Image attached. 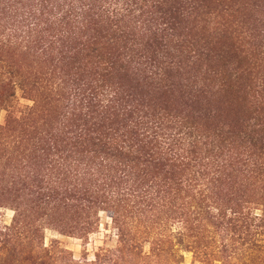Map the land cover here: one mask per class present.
<instances>
[{
	"label": "rangeland",
	"instance_id": "obj_1",
	"mask_svg": "<svg viewBox=\"0 0 264 264\" xmlns=\"http://www.w3.org/2000/svg\"><path fill=\"white\" fill-rule=\"evenodd\" d=\"M66 1L0 0V264H264L260 175L245 170L231 186L181 190L173 171L145 157L152 163L125 185L119 171L108 174L112 162L99 147L85 152L78 142L86 137L74 140L72 131L89 128L78 100L102 86L117 99L104 110L122 115L98 136L114 134L123 107L135 108L124 115L154 118L181 142L207 136V150L220 133L221 151L240 158L260 126L242 100L264 95V0L137 5L119 25L125 37L57 24ZM161 16V34L142 33L146 19ZM108 60L115 71L101 77ZM240 61L248 80L236 78ZM238 132L241 142L231 135Z\"/></svg>",
	"mask_w": 264,
	"mask_h": 264
},
{
	"label": "trees",
	"instance_id": "obj_2",
	"mask_svg": "<svg viewBox=\"0 0 264 264\" xmlns=\"http://www.w3.org/2000/svg\"><path fill=\"white\" fill-rule=\"evenodd\" d=\"M175 1L176 0H67V8H63L61 12L57 11L54 15V20L57 24L73 26L74 33L80 32L83 28L85 29V33L90 29L97 32L101 29L98 26L100 25L104 32L108 33L110 31H115L125 37L126 26H124L123 29L119 27V25L121 22L125 21L122 20V18H126L128 22H130L129 18L136 9H133V7H137V5L143 7L152 6L154 2H157V4L160 2V4L166 5L168 3L172 4ZM32 15L33 13L29 16ZM97 18L98 20L94 21ZM162 18L161 16L146 19L148 29L146 28L142 33L146 34L150 32L149 30H151V28L154 29L152 32L157 34L160 33L158 31L159 27H166L167 24L159 21ZM128 22L126 21L125 24ZM17 23L22 22L19 20ZM9 30L12 32L10 37L17 38L15 37L17 35L15 34L16 31L14 28H9ZM29 36L30 34L27 35L28 38ZM105 37L106 36H103V38ZM240 62L241 63L237 66L239 75L236 78H238L237 80H248L251 76L250 70L248 66H245L244 61ZM102 65H104V68L101 70L102 72L105 71L106 74L101 73V77L107 76V74L115 71L114 61L108 60L102 62ZM218 72V70L214 72L215 77L218 75ZM0 85L2 87L5 86L3 73H0ZM251 86L252 84L249 82L247 87ZM99 88L98 91L93 88L90 89L87 95L84 92V96L78 100L79 103L82 102L83 108L89 111L85 113L84 120L87 122L86 124L90 123V126L87 129H81L80 132H78V128L72 130L74 131L73 138L75 140L77 137L81 139L86 137V139L78 143L79 145L84 144V150L87 153L91 147L93 148L91 151L95 152L98 146L99 150H101L100 153H103L107 157L106 159L109 158L108 160L112 162L111 166L107 168L108 174L119 171L120 178L116 179H118L120 183L124 182L125 185H127L128 181H125L124 178L133 174V170L136 167L139 165L146 167L148 163H152L145 157L153 158V161H155L153 167L160 166L161 168L167 169L169 172L173 171L171 175L176 178L174 184L178 185L181 190L191 188V190H195L196 188L212 190L219 188L220 185L231 186L234 177L237 178L238 175L240 176V174L245 173V170L250 173L258 174L264 179V164L260 156L258 157L255 155L253 151L258 145L260 146L259 149H264V95H261L260 92H256L257 95L255 97L252 95V101H247V95H245L242 100L243 112H248L247 107L249 106L248 108L252 111L254 110V113L259 115L258 118H255V124L260 125L258 130H254L251 127L249 131L256 132L257 138L250 137V139H252L250 143L247 146H243L244 149L238 152L240 158H233L232 156H225V153L219 148L223 143V140H218L220 136H223L222 134L212 135L209 144L210 149L207 150L203 148L206 144L204 140L208 138L207 136L201 138V135H193L192 133L188 136V140L181 142L180 136H176V134H168L164 131L160 132L161 128L155 125L158 122L153 120L154 118L149 119L148 116L144 114L136 118H130L131 115L128 117L124 115L135 113V108L127 110V108L123 107L125 109L123 110V116H126V118L118 124V126H120L116 132H113L114 134H111V136H98L102 135L99 134L98 131L105 127V122L110 123L113 118H118L122 115L120 113L121 108L115 109V107H111L113 110L108 113L107 110H104L108 108L103 106L104 103L116 102V92H114V90H105L102 86ZM246 88L236 86L234 89L243 94ZM229 90H231V88ZM105 94L108 95L107 98H104ZM95 103L96 105H94ZM250 103L252 104L249 105ZM93 107L96 108L95 110H99V107H101V112L99 110L97 115L91 116V113L95 112ZM108 129H110V127H108ZM228 133L229 132H227V134ZM245 134L246 133H244V135ZM91 135L95 137L91 138ZM231 135H235L237 137L235 138L238 139L239 142L242 141L244 136L241 137V133L239 132L232 133ZM102 138L104 141H102ZM101 142H104L102 147H100ZM145 148H148L146 152H144ZM62 151L63 153L65 152L64 150ZM202 151L204 153L203 157L201 156ZM252 155L256 156L255 161H249L248 157L250 158ZM115 161L116 164L113 165ZM102 167L106 168L107 165H102ZM112 179H115V177ZM233 201L235 202L238 200L234 199Z\"/></svg>",
	"mask_w": 264,
	"mask_h": 264
}]
</instances>
